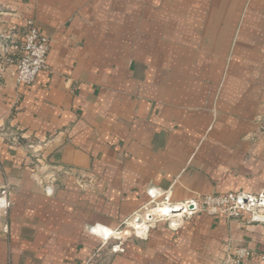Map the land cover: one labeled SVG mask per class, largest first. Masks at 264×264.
I'll use <instances>...</instances> for the list:
<instances>
[{
  "label": "crops",
  "instance_id": "1",
  "mask_svg": "<svg viewBox=\"0 0 264 264\" xmlns=\"http://www.w3.org/2000/svg\"><path fill=\"white\" fill-rule=\"evenodd\" d=\"M28 21L50 46L26 85L3 57ZM4 186L0 264H222L237 246L264 264L246 212L118 233L150 188L264 189V0H0Z\"/></svg>",
  "mask_w": 264,
  "mask_h": 264
},
{
  "label": "built area",
  "instance_id": "2",
  "mask_svg": "<svg viewBox=\"0 0 264 264\" xmlns=\"http://www.w3.org/2000/svg\"><path fill=\"white\" fill-rule=\"evenodd\" d=\"M49 46V38L32 21H28L19 42L12 44L10 46V54L8 53L3 57V64H14L17 83L32 84L37 74L48 68L46 58ZM147 195L149 200L144 206L142 216H140V213L134 212L130 216V220L123 224L128 227V230L119 229V234H128L135 237L144 236L138 232V229L142 231L141 228L131 224L133 217L135 221L138 220L148 226L145 234L159 220H168L170 222L171 218H175L178 215L180 220H185L197 212H206L211 216H223L226 218H237L246 212L249 213L251 221L264 222V189L255 195L238 192L208 193L178 204L171 202L169 190L160 192L150 188L147 190ZM9 206V192L4 186L0 188V216H7ZM156 208H165L168 212H156L153 217L152 215L146 216ZM147 217L150 218L147 219ZM97 227L90 228V232L101 234L104 242H113L110 235L104 236V234L97 232ZM1 232H8L7 224L1 227ZM110 248L112 250H121L119 247L115 248L112 246ZM253 255V252L245 246L228 247L222 264H246V260L252 259Z\"/></svg>",
  "mask_w": 264,
  "mask_h": 264
},
{
  "label": "bare ground",
  "instance_id": "3",
  "mask_svg": "<svg viewBox=\"0 0 264 264\" xmlns=\"http://www.w3.org/2000/svg\"><path fill=\"white\" fill-rule=\"evenodd\" d=\"M168 212V210H166L165 208H162L161 210H160V213L161 212ZM152 214H148V215H146V216H151ZM176 216V215H175ZM152 217H153V215H152ZM150 217H147V219H149ZM180 220V218H179V215L177 216V217H173V218H171L170 219V224L172 225V226H175L176 225V223L178 222ZM181 221V220H180ZM133 224H134V226L135 227H137V228H141L142 230H146L147 229V225H145L144 223H141L140 221H135V219H134V221H133Z\"/></svg>",
  "mask_w": 264,
  "mask_h": 264
},
{
  "label": "rangeland",
  "instance_id": "4",
  "mask_svg": "<svg viewBox=\"0 0 264 264\" xmlns=\"http://www.w3.org/2000/svg\"><path fill=\"white\" fill-rule=\"evenodd\" d=\"M162 208H156V209H154V210H152L149 214H152L153 216H154V214L157 212V213H160V210H161ZM133 221H134V218H132V221H131V224L132 225H134L133 224ZM160 221V220H159ZM158 222V221H157ZM120 229H125V230H128V227L127 226H125V225H123ZM138 232L141 234V235H145V233L143 234V231H141V230H139L138 229ZM114 235V234H113Z\"/></svg>",
  "mask_w": 264,
  "mask_h": 264
}]
</instances>
